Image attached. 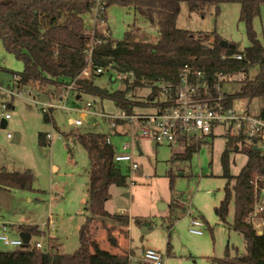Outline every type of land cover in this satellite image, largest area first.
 I'll return each mask as SVG.
<instances>
[{
	"label": "rangeland",
	"instance_id": "374dc122",
	"mask_svg": "<svg viewBox=\"0 0 264 264\" xmlns=\"http://www.w3.org/2000/svg\"><path fill=\"white\" fill-rule=\"evenodd\" d=\"M240 8L239 3H222L218 14L215 6L206 7L202 13L190 12L188 5L182 2L176 24L178 28L194 32L216 31L223 40L243 50L251 43L245 23L240 19ZM106 13L105 21L98 22L97 8L83 14L86 31L91 32L95 24L102 30L109 27L114 43L123 39L129 30L134 31L137 39L157 40L158 27L144 19L133 6L113 4ZM252 26L258 39L264 43V4ZM23 69L24 63L6 51L0 40V85L7 88L13 73ZM257 73L258 67L254 66L247 73L233 74L225 83L224 92L238 93L243 80L252 79ZM111 76L114 82L109 81ZM96 83L112 90L125 89L123 80L113 69L105 71ZM35 89L23 87L24 97L8 98L12 105L4 112L10 113L11 118L4 126L0 125V167L33 174V189L0 191V219L10 225V237L20 236L18 225H32L37 226L41 233L31 237L30 245L38 241L41 250L60 253H73L79 247L80 228L90 216L87 209L90 159L75 134L96 132L111 134L118 150L128 143L138 164L134 171L122 164L123 172L128 175L127 185H111V196L105 202L109 212L128 217V222L96 218L98 227H95L93 236L101 250L131 254L135 262L142 259L145 250L150 249L162 255L164 264H216L214 258H223L227 252L230 259L237 252H245L244 236L232 226L234 203H230L225 223L219 220L215 211L224 197L226 183L222 177L221 155L228 138L223 135V127L217 128L212 136H204L198 149L191 152L189 158H184L181 157L184 154L182 147L156 145L152 140L140 137L139 127L124 135L114 134L101 114L119 113L120 108L112 100H102L88 92H78L81 97L75 100L72 96L67 106L81 108L91 102L92 112L97 114L55 108L52 111L53 122H46L41 104L58 95L63 88L53 83L45 87L49 93L56 92L51 97ZM150 92L149 86L135 87L128 91L127 97L143 100ZM263 107L264 96L237 98L234 102L237 112L252 116L261 115ZM136 109L141 112L151 110L147 107ZM80 117H84L83 123L76 125L73 120ZM121 129L125 132L132 128L125 125ZM40 132L51 134L52 140L41 145ZM136 141L141 151L134 147L133 142ZM195 146L197 148V144ZM179 151L182 153L180 156L177 155ZM246 162V154L232 148L229 153L230 173L239 174ZM172 200L176 201L173 205ZM193 217L204 221L201 235L190 231ZM136 218L148 222L139 225ZM101 220L112 227L111 232L101 226ZM260 222L261 218L257 217L254 227L258 232L262 228ZM17 248L0 241V251Z\"/></svg>",
	"mask_w": 264,
	"mask_h": 264
},
{
	"label": "trees",
	"instance_id": "16d2710c",
	"mask_svg": "<svg viewBox=\"0 0 264 264\" xmlns=\"http://www.w3.org/2000/svg\"><path fill=\"white\" fill-rule=\"evenodd\" d=\"M182 2L188 5L190 12L202 13L206 7L215 6L216 14L219 13L222 3H239L240 19L245 23L251 44L243 50H239L235 44L225 47L221 44L222 37L216 31L194 32L178 28L176 23ZM113 4L133 6L144 19L155 24L158 27L157 40L152 42L137 39L134 31L129 30L123 39L114 43L110 28L102 30L97 24L93 28L94 37L87 33L83 14L92 12L101 5L104 11L97 17L105 21L107 8ZM263 4L264 0H0V40L6 51L24 63L22 72L13 73V77H18L16 87L36 88L37 92L41 91L51 97L56 92L49 93L45 87L53 83L63 88L77 78V93L88 92L102 100H112L116 106L126 109L129 113L136 110L137 106L150 107L153 104L152 98L160 96V90L153 85L154 81L179 83V71L185 65L204 71L210 80L216 73H247L250 68L257 66L256 76L252 79L245 78L238 93L227 94L226 104L234 107L237 98L252 99L264 96V43L258 39L252 26L253 19L260 13ZM92 42V73L88 77H79L87 64L86 58ZM238 53L242 55L241 59L231 57ZM99 67H111L124 73L132 72L134 80L131 82L127 78L124 81L125 89L112 90L100 86L96 80L104 72L94 71ZM112 78L111 76L110 82L115 81ZM142 86L151 87L146 99L127 97L129 90ZM7 87H12L11 82ZM172 96L175 97L174 91ZM4 101L10 109L12 101L0 90V124L1 105ZM52 111L53 109L43 111L44 121L53 122ZM261 115L264 116V107ZM119 123L123 124L124 121ZM108 135L110 134L96 132L75 134L90 159L87 203L90 216L80 228L79 247L73 253H60L57 250H41L36 246L38 241L30 245L29 240L24 247L13 251H0V264H149L142 259L133 262L132 255L128 253L101 250L94 241L96 218H113L119 222H128V217L113 214L105 208V202L111 196L110 186H126L128 180V175L122 170L124 166L114 160L115 147L106 142ZM223 135L228 138L221 155L222 177L226 179V183L224 197L215 211L219 220L225 223L230 203H234L232 226L244 236L245 252H237L232 259L227 252L223 258H214V262L264 264V211L258 216L263 220L262 234L258 233L250 221L256 198L258 199L257 192L264 188V154L253 148L243 131L234 135L228 130ZM200 142L187 144L186 140H183L184 154L175 153L189 158L191 152L198 149ZM39 143H49L47 134L39 133ZM232 148L244 152L247 156L246 164L237 175L231 174L229 168V153ZM32 185L31 172L8 171L0 167V191L11 188L31 190ZM175 203L176 201L172 200L171 205ZM136 222L142 225L148 221L136 218ZM101 226L110 232L112 230L105 220H101ZM16 228L19 234L29 233L30 239L33 235L41 233L37 226L18 225ZM168 249L170 250V243Z\"/></svg>",
	"mask_w": 264,
	"mask_h": 264
},
{
	"label": "built area",
	"instance_id": "2783aa9c",
	"mask_svg": "<svg viewBox=\"0 0 264 264\" xmlns=\"http://www.w3.org/2000/svg\"><path fill=\"white\" fill-rule=\"evenodd\" d=\"M96 8L98 14L104 11L101 5H98ZM98 19L101 21L97 17ZM87 33L94 37V29ZM92 54L93 42L91 43L86 58L87 64L81 71L79 77H88L91 75ZM231 57L241 59L242 55L238 53ZM109 69L113 68L99 67L94 71L96 73H103ZM115 72L117 77L123 80V82L127 78L131 82L134 80L132 72L124 73L116 70ZM231 75L216 73L214 78L210 80L204 71L194 69L190 65H185L179 71V83H167L164 80L154 81L153 85L160 90V96L153 98V104L150 107L144 106L150 108V111L141 112L140 110H134L132 113H129L126 109H120L119 113H102L101 115L109 123L110 129L114 130V134H126L133 132L136 127H139L140 137L150 139L157 145H167L173 148L182 146L183 140H186L187 144L193 141H202L204 136H211L219 127L225 129L224 133L231 130L234 135L243 131L250 143L259 148L258 150L264 154V116H252L250 113L237 112L233 107L226 104L227 92H224L223 82L229 80ZM76 79L64 85L58 97H53L49 101L43 102L41 109L45 112L55 108L67 110L76 109L84 111L86 114H97V112H92L93 104L91 102H87L81 108L67 106V101L72 96H74L75 100L80 97L75 85ZM17 80V76L12 77V87L4 88L0 85V90L8 98L13 96L24 97L22 88L17 87L18 90L15 91ZM173 91L175 97L172 96ZM1 110V115L5 120L11 118L10 113L4 112L8 110V104L5 101L1 105ZM83 119L84 117L75 118L73 122L76 125H81ZM121 120L124 121L123 124L119 123ZM125 125L130 126L132 129L123 132L121 127ZM100 127H102L101 124ZM47 138L48 140H52L53 136L48 133ZM106 142L113 144L115 147L114 160L116 163L121 165L125 164L131 171L138 168V164L134 160L132 149L128 143H124L121 150H118L112 140L111 134L107 136ZM137 142H133V145L138 149ZM131 182L133 183V181ZM257 193L258 199L256 198L254 212L250 218L253 225L259 214L264 211V188H260ZM49 222V224H52L51 221ZM260 223L262 227V219ZM203 226L204 221L202 219L193 217L191 219L190 231L194 234L201 235L203 233ZM10 229V225L0 219V241L15 247H24L25 242L23 238L20 236L17 238L9 236ZM36 246L41 248V243L37 242ZM142 260L149 264H164L162 255L150 249L144 251Z\"/></svg>",
	"mask_w": 264,
	"mask_h": 264
},
{
	"label": "water",
	"instance_id": "95a60500",
	"mask_svg": "<svg viewBox=\"0 0 264 264\" xmlns=\"http://www.w3.org/2000/svg\"><path fill=\"white\" fill-rule=\"evenodd\" d=\"M221 44H222L223 46H225V47L231 45V44H229V43H228L227 41H225V40H222ZM5 123H6V120H5V119H2L0 125H1V126H4ZM253 148H254L255 150H258V149H259V148H257L256 146H254ZM138 149H139V148H138ZM258 233H259V234H262V230H260ZM20 237L23 238V240H24L25 243H27V242L30 240V234H29V233H23V232H22V233H20Z\"/></svg>",
	"mask_w": 264,
	"mask_h": 264
},
{
	"label": "crops",
	"instance_id": "0c3cea01",
	"mask_svg": "<svg viewBox=\"0 0 264 264\" xmlns=\"http://www.w3.org/2000/svg\"><path fill=\"white\" fill-rule=\"evenodd\" d=\"M231 76H232V75H231ZM229 80H230V79H229ZM229 80H225V81H224V83H223V88H224L225 83L228 82ZM227 94H228V93H227ZM80 97H81V96H80ZM80 97H79V98H80ZM79 98H78V99H79ZM152 99H153V98H152ZM137 107H138V108H142V107H139V106H137ZM137 107H136V108H137ZM143 108H145V107L143 106ZM233 108H234V107H233ZM234 109H235V108H234ZM136 110H137V109H136ZM238 112H239V111H238ZM120 135H124V134H121V133H120ZM154 143H155V142H154ZM155 144H156V143H155ZM156 145H157V144H156ZM137 147L139 148L138 150L141 151V148H140L139 142H137ZM180 147H182V148L184 149V146H183V145L180 146ZM175 148H176V147H175ZM179 152H180V151H179ZM132 253H133V252H132Z\"/></svg>",
	"mask_w": 264,
	"mask_h": 264
}]
</instances>
